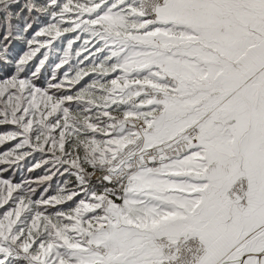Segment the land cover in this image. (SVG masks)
<instances>
[{
  "label": "snow or ice",
  "instance_id": "snow-or-ice-1",
  "mask_svg": "<svg viewBox=\"0 0 264 264\" xmlns=\"http://www.w3.org/2000/svg\"><path fill=\"white\" fill-rule=\"evenodd\" d=\"M0 264H264V0H0Z\"/></svg>",
  "mask_w": 264,
  "mask_h": 264
}]
</instances>
